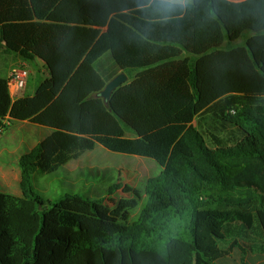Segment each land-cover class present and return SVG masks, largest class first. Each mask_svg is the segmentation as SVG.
Segmentation results:
<instances>
[{
    "label": "trees",
    "instance_id": "1",
    "mask_svg": "<svg viewBox=\"0 0 264 264\" xmlns=\"http://www.w3.org/2000/svg\"><path fill=\"white\" fill-rule=\"evenodd\" d=\"M139 3L0 0V49L47 72L15 100L0 77V123L51 129L18 158L21 194L0 186V264H214L238 225L264 237V0H192L156 23ZM96 144L161 166L131 222L32 185Z\"/></svg>",
    "mask_w": 264,
    "mask_h": 264
},
{
    "label": "rangeland",
    "instance_id": "2",
    "mask_svg": "<svg viewBox=\"0 0 264 264\" xmlns=\"http://www.w3.org/2000/svg\"><path fill=\"white\" fill-rule=\"evenodd\" d=\"M246 34L245 37L251 35V32ZM16 64L18 63L13 64L11 69ZM26 66L29 75L25 89L29 91L30 87L34 88L37 84L35 74L44 76V70L29 62ZM50 132L51 129L46 126L17 122L0 137V163L19 172V156L47 137ZM160 171L161 166L152 158L112 152L96 144L93 149L77 159L70 160L52 173L35 172L32 175V185L48 202H54L67 193H77L91 197L99 208L112 210L122 205L127 220L131 222L137 218L145 202L147 179ZM113 186L116 189L112 193L108 192ZM2 188L14 195L16 189L19 190V183L15 184V188ZM100 198L102 200H99Z\"/></svg>",
    "mask_w": 264,
    "mask_h": 264
},
{
    "label": "crops",
    "instance_id": "3",
    "mask_svg": "<svg viewBox=\"0 0 264 264\" xmlns=\"http://www.w3.org/2000/svg\"><path fill=\"white\" fill-rule=\"evenodd\" d=\"M0 55V77L7 78L10 73L11 66L15 63L27 64L26 61L21 60L19 57L13 54L4 53L2 49H0ZM33 64L42 67V61L40 59L36 60ZM42 69L44 70V74L42 75L46 76V70L43 67ZM25 88L19 92L18 95H13L11 90H9L12 100H15L20 96L33 94L34 88L30 87L29 91H27ZM17 122L27 121H13L9 124L7 129L0 133V137L4 136L5 132H7L8 129ZM19 180L20 169L19 172H15L11 168L6 167L5 164L0 163V186L2 191H4V188L2 187L15 188V184L19 183ZM20 194L21 191L19 187V190L17 191L16 189V193L14 195ZM238 226L239 229H237L234 235L227 237L224 241L219 243L220 248H229V253L216 259L214 264H264V237L262 236L261 231L257 227L256 223L252 220L251 222L247 223L246 226L241 224Z\"/></svg>",
    "mask_w": 264,
    "mask_h": 264
},
{
    "label": "clouds",
    "instance_id": "4",
    "mask_svg": "<svg viewBox=\"0 0 264 264\" xmlns=\"http://www.w3.org/2000/svg\"><path fill=\"white\" fill-rule=\"evenodd\" d=\"M191 2L192 0H140L137 7L142 15L155 17L149 18L148 23H156L166 21L177 8H185Z\"/></svg>",
    "mask_w": 264,
    "mask_h": 264
},
{
    "label": "built area",
    "instance_id": "5",
    "mask_svg": "<svg viewBox=\"0 0 264 264\" xmlns=\"http://www.w3.org/2000/svg\"><path fill=\"white\" fill-rule=\"evenodd\" d=\"M28 75L29 70L26 63H18L11 69L7 76V83L13 95H18V93L26 87ZM9 124L7 119L3 120L2 123H0V133L4 130V127Z\"/></svg>",
    "mask_w": 264,
    "mask_h": 264
},
{
    "label": "water",
    "instance_id": "6",
    "mask_svg": "<svg viewBox=\"0 0 264 264\" xmlns=\"http://www.w3.org/2000/svg\"><path fill=\"white\" fill-rule=\"evenodd\" d=\"M125 81L126 75L123 72L113 77L101 91V96L104 98V100H108L110 98L111 92Z\"/></svg>",
    "mask_w": 264,
    "mask_h": 264
}]
</instances>
